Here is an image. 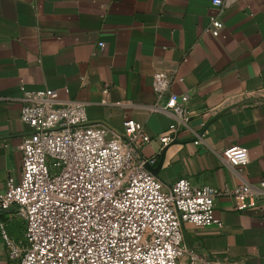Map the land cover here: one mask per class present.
<instances>
[{
    "label": "crops",
    "instance_id": "0c3cea01",
    "mask_svg": "<svg viewBox=\"0 0 264 264\" xmlns=\"http://www.w3.org/2000/svg\"><path fill=\"white\" fill-rule=\"evenodd\" d=\"M0 0V190L19 181L20 144L28 127L19 119L23 89L51 88L61 100L85 103L89 121L121 134L127 119L149 140L139 149L167 186L188 177L196 185L235 186L239 179L220 158L245 146V177L264 178V0ZM212 17L223 27L211 33ZM103 43L101 47L99 43ZM172 76V90L190 95L189 127L162 146L170 114L148 110L152 75ZM194 131L200 134L196 143ZM220 195L221 226L184 223L188 249L235 264H264V214L235 211ZM8 234L23 237L11 209L0 213ZM0 264L11 261L0 236ZM179 264H188L182 257Z\"/></svg>",
    "mask_w": 264,
    "mask_h": 264
},
{
    "label": "built area",
    "instance_id": "2783aa9c",
    "mask_svg": "<svg viewBox=\"0 0 264 264\" xmlns=\"http://www.w3.org/2000/svg\"><path fill=\"white\" fill-rule=\"evenodd\" d=\"M222 27L220 17H212V35ZM151 87L155 101L148 110L173 117L160 137L166 146L189 127L190 95L173 91L165 71L153 73ZM263 93L264 88L258 90ZM21 103L19 119L29 129L20 144L21 177H9L0 190V213L12 209L24 223L23 237L16 240L0 222L11 261L179 264L185 256L188 264H235L188 249L183 225L221 226L214 215L220 195L232 197L235 211L257 208L264 214V178L250 182L244 175L247 147L232 146L220 154L239 179L233 187L196 185L188 177L167 186L145 167L155 159L140 156L149 137L133 119L115 133L89 121L84 102L61 100L51 88L23 89ZM194 134L198 143L201 136Z\"/></svg>",
    "mask_w": 264,
    "mask_h": 264
},
{
    "label": "water",
    "instance_id": "95a60500",
    "mask_svg": "<svg viewBox=\"0 0 264 264\" xmlns=\"http://www.w3.org/2000/svg\"><path fill=\"white\" fill-rule=\"evenodd\" d=\"M176 142V140H173L172 142ZM145 167L147 168V169H149L153 174H156L155 173V170L159 167V165H158V167H156V169L155 168H153L149 163H146L145 164Z\"/></svg>",
    "mask_w": 264,
    "mask_h": 264
}]
</instances>
